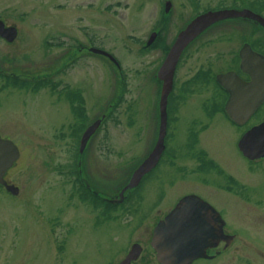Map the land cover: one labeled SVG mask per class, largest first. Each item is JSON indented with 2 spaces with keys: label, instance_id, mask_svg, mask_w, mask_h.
Here are the masks:
<instances>
[{
  "label": "rangeland",
  "instance_id": "1",
  "mask_svg": "<svg viewBox=\"0 0 264 264\" xmlns=\"http://www.w3.org/2000/svg\"><path fill=\"white\" fill-rule=\"evenodd\" d=\"M229 2L0 0V15L19 29L12 42L0 37V71L26 82L14 86L8 76H0V132L22 151L10 174L20 192L0 190V264H119L134 240L145 245L151 239L156 218L168 204L151 212L141 186L122 205L111 207L107 198L117 196L130 182L157 138L158 69L169 45L197 10ZM218 25L196 39L179 65V86L200 70L210 73L207 84H195L182 96L183 130L200 114V104L210 102L215 74L228 67L222 23ZM160 35L161 44L153 46ZM92 44L114 53L122 68L91 52ZM42 78L48 83L36 88L34 83ZM76 90L85 97V119L74 116L65 98L77 99L82 94ZM109 103L117 105L114 116L99 137L90 140L81 166L105 196L102 203L87 186L80 189L74 163L82 132L76 128L92 123ZM222 118L216 117L200 141L221 161L245 168L234 143L238 130ZM258 119L255 116L252 123ZM185 136L176 133L170 147L189 171L193 162ZM187 172L181 177V168L165 164L154 174L166 181L177 178L176 189L183 190L199 179ZM142 259L144 264L156 263L155 256L153 261Z\"/></svg>",
  "mask_w": 264,
  "mask_h": 264
},
{
  "label": "flooded vegetation",
  "instance_id": "2",
  "mask_svg": "<svg viewBox=\"0 0 264 264\" xmlns=\"http://www.w3.org/2000/svg\"><path fill=\"white\" fill-rule=\"evenodd\" d=\"M229 1L231 2L214 8L197 10L196 14L208 9L236 8L251 9L264 17V0ZM220 22L222 23L224 56L229 64L226 70L215 74V80L217 81L216 76L219 73L230 71H234L241 78L249 80L251 75L242 68V62H256L258 55L264 56V23L251 16L228 17L218 23L212 24L201 34L205 31L206 33L210 30L212 31ZM197 38L185 48L177 64L173 94L170 97L168 107L165 148L157 165L146 173L141 181L140 186L142 187L143 200L148 208H153L151 212L156 210L159 212L161 211V206L169 205V209L162 216L159 215L156 218L157 223L187 195H195V197L201 199L200 201L196 200V206L191 209L201 218L202 224L208 222L211 224L210 228L212 230L205 234V236L211 238V241L206 246V256L194 259L191 264H197L201 261H210L209 264H219L220 261L222 262L221 264H264V156L255 159L249 158L239 147V141L243 134L253 125L264 121V103L260 105L258 110L246 123L240 124L228 114L226 103L230 93L217 81L216 83L219 86L216 85V91L213 92L210 102L200 104V114L197 115L196 119L191 120L193 123L191 121V123L188 122V125L183 130L181 127L183 119L180 117L181 106H183L181 103L182 96L189 89L193 88V85L207 84L210 79L209 71L200 70L189 81L186 80L187 83L183 82L180 86L176 80L179 65L188 55L191 46ZM206 73L209 75L208 77ZM217 96L220 98L219 102H216ZM67 101L71 107L70 101ZM157 115L158 118L155 119V133L156 129L157 132L159 131L160 124L159 113ZM218 115L238 130L236 134L239 136L236 137V142L234 141V143L242 158L245 159L247 167L238 168L233 164L229 165L215 156L207 146L202 145L200 141L202 134L211 129ZM113 116V113L111 116L106 114V118L90 139L95 140L99 137ZM255 116H258L259 119L252 123V118ZM178 132H180V136H182L183 132L186 134L185 138L188 141L187 149L192 156L193 164L189 167V171L187 169L188 172L185 170V164L178 159L179 154L171 151V140ZM154 140L150 143L145 153L146 156L151 152ZM20 158L8 169L5 175L9 183L13 182L10 179V174L18 166ZM165 164H173L179 167V170L181 168V177L184 172H187V174L190 173L191 175L197 174L199 179L193 180V185H190V188L177 190L179 189H176L177 178L166 181L163 175L159 174L156 176L154 174L156 168L158 169V167L160 168ZM84 177L83 179H85ZM87 184L89 185V182H79L80 188H85ZM91 188L92 190H96L95 188L97 187L91 186ZM0 190L11 195L4 185H0ZM91 194L92 196L94 195L93 193ZM210 207H213L215 212H211L209 210ZM145 212H148L147 208L143 210V213ZM144 215L146 218L147 214ZM151 239L145 245L138 241L141 244L142 251L139 257L132 261V264H144V259L142 258L146 260L150 259L151 261H153V256L156 258V252L151 245ZM136 241L134 240L131 245ZM153 264L161 263L156 259V263L154 262Z\"/></svg>",
  "mask_w": 264,
  "mask_h": 264
},
{
  "label": "water",
  "instance_id": "3",
  "mask_svg": "<svg viewBox=\"0 0 264 264\" xmlns=\"http://www.w3.org/2000/svg\"><path fill=\"white\" fill-rule=\"evenodd\" d=\"M239 16H251L264 23V17L251 9H211L195 16L178 33L158 70L162 84L160 91L161 120L157 142L150 154L137 166L130 182L123 187L119 196L114 200L124 199L159 161L165 148L168 100L173 89L175 70L185 48L213 23L228 17ZM18 32V27L15 24L8 25L0 16V36L8 41H13ZM155 34L156 32L152 34L151 39ZM91 51L104 54L116 64H120L112 53L103 48L91 47ZM257 58L256 62H242V68L251 75L249 80L241 78L234 71L217 75L218 82L230 93L226 110L230 117L240 124L246 123L264 103V56L258 55ZM106 114V112L103 113L85 129L80 141L79 162H81V155L89 139L106 118ZM239 147L249 158L255 159L264 156V121L252 126L243 134L239 141ZM19 155L18 145L12 139L2 137L0 133V184L5 185L13 194H18L20 187L14 183H9L5 175L19 158ZM196 200L200 201L201 199L195 195H187L156 225L152 245L156 249L157 258L162 264H191L194 259L206 256V246L211 238L205 234L212 229L209 222L203 223L205 224L203 226L201 218L191 209L196 206ZM209 210L215 212L213 207H210ZM141 251V245L134 243L119 264H132V260L136 259Z\"/></svg>",
  "mask_w": 264,
  "mask_h": 264
},
{
  "label": "trees",
  "instance_id": "4",
  "mask_svg": "<svg viewBox=\"0 0 264 264\" xmlns=\"http://www.w3.org/2000/svg\"><path fill=\"white\" fill-rule=\"evenodd\" d=\"M161 40H162V35H160V36H158V38H157V40L154 42V45L153 46H159L160 44H161ZM169 45V44H168ZM168 45L167 46H165V49L168 47ZM170 46V45H169ZM0 76H3V74H2V72L0 71ZM8 76V77H7ZM4 78L5 77H7L6 78V80H7V82L9 83V84H14V85H18V84H20L19 86H21V85H24V83H26V82H22V79L21 78H18V77H14V76H12V75H6V76H3ZM34 83V82H33ZM48 83V79H45V78H42V79H40V80H37V82H35L34 83V85L36 86V88H39V87H41V85H45V84H47ZM216 85L217 86H219L217 83H216ZM77 93V92H76ZM79 95V94H78ZM79 97H80V100H82L83 101V98H82V95L80 96L79 95ZM73 108H74V112H75V114H76V116L78 117V118H80V119H85V117H86V109H85V106L80 102V104H75V103H73ZM87 118V117H86ZM87 123H84V124H82L81 126H78L76 129H79V128H81V129H83L84 128V126L86 125ZM75 135H76V133H75ZM77 136V135H76ZM81 189V188H80ZM88 198V197H87ZM97 199H99V198H97ZM100 200V199H99ZM104 201H102V203H103ZM97 203V202H96ZM109 204V206H110V203H107V205ZM111 207H112V205H111ZM110 211V210H109Z\"/></svg>",
  "mask_w": 264,
  "mask_h": 264
}]
</instances>
